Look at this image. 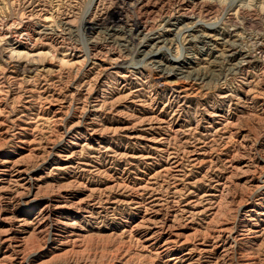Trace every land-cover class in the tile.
I'll return each instance as SVG.
<instances>
[{"label":"rangeland","instance_id":"1","mask_svg":"<svg viewBox=\"0 0 264 264\" xmlns=\"http://www.w3.org/2000/svg\"><path fill=\"white\" fill-rule=\"evenodd\" d=\"M0 264H264V0H0Z\"/></svg>","mask_w":264,"mask_h":264},{"label":"bare ground","instance_id":"2","mask_svg":"<svg viewBox=\"0 0 264 264\" xmlns=\"http://www.w3.org/2000/svg\"><path fill=\"white\" fill-rule=\"evenodd\" d=\"M49 20V19H48Z\"/></svg>","mask_w":264,"mask_h":264}]
</instances>
